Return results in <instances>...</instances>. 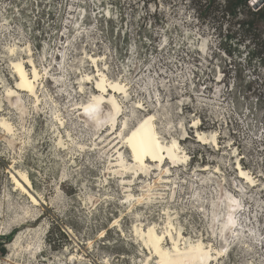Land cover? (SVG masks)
<instances>
[{"label":"rangeland","instance_id":"obj_1","mask_svg":"<svg viewBox=\"0 0 264 264\" xmlns=\"http://www.w3.org/2000/svg\"><path fill=\"white\" fill-rule=\"evenodd\" d=\"M232 2L0 0V118L12 126H0L1 262L142 264L151 256L134 228L156 224L162 233L171 220L173 234L222 250L211 264H264V18L252 15L264 12V0L256 8ZM20 59L40 74L37 99L6 97L10 63ZM97 70L125 87L114 128L77 111ZM83 76L91 79L80 83ZM147 114L162 141L175 139L187 156L167 179L155 169H114L121 137L107 136L128 133ZM196 130L217 134V145L196 143ZM121 155L128 165L125 148ZM238 162L253 183L238 178ZM14 169L27 174L37 205L13 187ZM158 177L171 183L151 188ZM12 232L22 239L11 263Z\"/></svg>","mask_w":264,"mask_h":264},{"label":"bare ground","instance_id":"obj_2","mask_svg":"<svg viewBox=\"0 0 264 264\" xmlns=\"http://www.w3.org/2000/svg\"><path fill=\"white\" fill-rule=\"evenodd\" d=\"M12 48H14V47H12ZM8 51H9V54H11V55H13V52H15L11 48ZM89 60L94 64H96L98 61L96 58H91V57L89 58ZM10 64H11L12 73H13V75H15V77H14L15 78V84H14L12 89H7V88H6L7 90L5 89L6 90V97L8 99H11V98L16 99V98L20 97L19 93H23V94L25 93V94H27L28 97L37 99V96H38L37 88L38 87L36 88V85H37V82L39 81L40 74H39V72H37V69H36L35 64L33 63L32 59H28V60H21L20 59L17 61H13ZM28 68H31L30 73H28V70H27ZM93 78H94V81L92 82L93 83L92 89H93L94 93H93V95H91L88 102L85 103V105L82 104L81 107L77 108L78 109L77 111L83 112V111H91L94 109L93 114L91 116L87 117V120H90L89 118H91L95 121L93 123H96V122H100V120L104 116L106 119H109V122L111 121L110 125H111V127H113L114 124L116 123V117L118 116V114H120V112H122V107H121L120 102L117 100L116 94H119V96L123 95V97H126L125 96L126 95L125 87L123 85H121L120 83H118L117 81H112V80L108 79L107 76L105 75L104 71L102 72L100 70H97V74H95V76H93ZM90 79L91 78L89 76H83V77H81V80H79V81H80V83H83V82H86ZM81 85L82 84L79 85L80 86L79 88L82 91L83 88ZM86 85H88V84H86ZM23 94H21V95H23ZM101 107L105 108V110L107 107V110H108V111L106 110L107 113L101 112ZM17 109H19V108H17ZM132 118H134V116ZM123 121H125V120H123ZM195 125H197V124H195ZM0 126H1V128H3L5 130V132H7V133L11 132L12 126L9 125L2 118H0ZM118 132L120 135H116V134H118ZM121 132H122L121 130H118V128H116L113 131V133H111V134H109V136H107L108 138H110L113 135H115L116 136L114 138L115 140L118 139L119 137H121V140L116 144V146H113V149H118L116 151L114 150L116 152V155L114 156L116 158V160L114 161V162H116L114 169L118 168L120 172L121 171L122 172H131L132 174H133V172H136V173H139V175H142V174L147 173L150 169L153 171L155 169L156 171L158 170L159 174L165 178L166 176H168V174L171 172V170L173 168H176V167L178 168V167H180V165H182V164L184 165L185 163H187V156L185 154H183L184 151H181L180 142H177L175 139H172L171 141H169L167 143L162 141V138L159 136L158 130L155 127L154 115H151V114L145 115L140 121H138V123L135 126H133L132 129L128 130V133L124 134ZM100 135L102 136V134H100ZM207 135L208 134H204V133H201L198 130H196V135L194 136L195 142L199 143V144L202 142H205V144H206V141H209L208 143L217 145V139H216L217 134L211 133L210 135H208V136ZM16 136L17 135H15V137ZM101 136L97 140H99L101 138ZM114 139L112 138V141L109 142L108 146H111L114 144V142H115ZM187 139H188V137L183 139L182 142H184ZM103 142H105V140ZM106 142H108V141H106ZM120 144H122L121 148H119ZM205 144H204V146H205ZM124 148L129 153L130 159H131V160H128L129 164L128 165L126 164L127 166L123 164V160H122L123 158L120 159L121 156H123V155H121V151ZM124 159H125V157H124ZM149 161H152V162H149ZM166 162H168V163L165 164ZM206 171H208L207 166L202 168L201 170H199L197 172L204 173ZM235 171L237 172L238 178H240L242 180H247L250 183L254 182V180L252 179V177H250L247 170H244L241 167L240 162H238L236 164ZM9 172H10L11 183H12L13 187L16 189V191H19L21 194L25 195L27 197L28 201L32 205H37L39 203V201L36 198V196L33 194V192L30 190L31 184H30V180L28 179L27 174H25L21 171H17L16 169H14V171L9 170ZM113 172L118 173V171H116V170ZM166 179H167V177H166ZM124 180H125L124 183H126L127 178H124L122 181H124ZM168 181L167 180L162 181V179H160L158 177V179L153 183L151 188H154L156 185H158L160 183H168ZM169 183H171V182L169 181ZM159 186H158V188H159ZM148 189H150V187ZM157 193H159V192H157ZM228 197H229L228 198L229 204L231 205V207L241 206V203L238 200V198L230 197L229 195H228ZM128 198H130L129 195L125 196V199H128ZM142 198H143V196H142ZM130 199H132V198H130ZM142 200L143 199L138 198L137 204L136 203L135 204L137 206H139L141 204ZM230 213H229L230 216L228 219H230L231 223H235V220H231L233 214H230ZM167 222H168V224H167ZM167 222H166V224H167L168 229L170 231L164 230V232H163V230H162V233H160L159 231H158L159 233L157 232V229L155 227L156 224H155V226L150 224L146 228H144L143 230H139L136 227L134 228L135 229L134 231L136 232L135 234L139 236L138 237L139 243H141V247L143 248L142 251H144L146 253H147L146 250L149 251V255L151 256V258L154 259V264H211L212 262H214L216 259H219V257H221L223 255L222 250L212 248V246L205 244L204 243L205 241L204 242L201 240L193 241L192 239H191L192 241L187 240L186 238H188V237L185 238L183 236V234H180L181 232L179 233L177 231H176L177 232L176 234H173V232H171L173 224L171 223L172 225H170L171 220H170V222L169 221H167ZM140 225H141V223H140ZM233 227H234V225H233ZM233 227L230 226V229L232 230ZM235 231L236 230H234V232ZM220 232H221V230H220ZM21 239H22V234L19 233V234L14 236L12 242L8 245L9 253H8L7 260L9 262L16 260V259H12V258L15 255H17L18 247L20 245ZM189 239H190V237H189ZM165 243H167V245H165ZM151 258H150V260H151ZM146 260L147 259L145 258V261L142 264H148V262L150 260L149 259L147 261Z\"/></svg>","mask_w":264,"mask_h":264},{"label":"trees","instance_id":"obj_3","mask_svg":"<svg viewBox=\"0 0 264 264\" xmlns=\"http://www.w3.org/2000/svg\"><path fill=\"white\" fill-rule=\"evenodd\" d=\"M249 1H250V0H238V2H236V3L232 2V3L230 4V6L235 7L236 4H239V3H241V4H245V3H247V5H248ZM245 6H246V5H245ZM246 7H248V6H246ZM252 15H253L254 17H258V18H260V19L264 18V12H260V10H258L257 12H254ZM14 236H15V233L12 232V233L10 234V236H9L10 238H9L8 241H10ZM0 253H1L2 255L5 254V249L3 248V242H0Z\"/></svg>","mask_w":264,"mask_h":264},{"label":"water","instance_id":"obj_4","mask_svg":"<svg viewBox=\"0 0 264 264\" xmlns=\"http://www.w3.org/2000/svg\"><path fill=\"white\" fill-rule=\"evenodd\" d=\"M255 1H259V0H251L250 1V5L251 6H253V8H256L258 5L257 4H255L256 2ZM261 1V0H260ZM260 4V3H259ZM101 106V105H100ZM102 108V107H101ZM82 114L83 115H85V117L87 118V117H89V116H91L92 115V111H83L82 112Z\"/></svg>","mask_w":264,"mask_h":264},{"label":"built area","instance_id":"obj_5","mask_svg":"<svg viewBox=\"0 0 264 264\" xmlns=\"http://www.w3.org/2000/svg\"><path fill=\"white\" fill-rule=\"evenodd\" d=\"M251 1V0H250ZM250 1H249V3H250ZM262 1V0H261ZM260 0L259 1H255L256 3L255 4H258L259 2H261ZM248 3V5L251 7V8H253V6H251L250 4ZM0 264H5L4 262H1L0 261Z\"/></svg>","mask_w":264,"mask_h":264}]
</instances>
